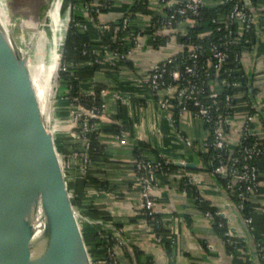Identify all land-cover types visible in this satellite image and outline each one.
<instances>
[{
  "label": "built area",
  "instance_id": "2783aa9c",
  "mask_svg": "<svg viewBox=\"0 0 264 264\" xmlns=\"http://www.w3.org/2000/svg\"><path fill=\"white\" fill-rule=\"evenodd\" d=\"M114 1L116 2V0H69L66 12L61 16L66 18L64 25L65 28L68 25V31L74 28L89 36L87 42L80 44L81 55L88 58V64H98L102 67L104 64L126 62L139 46L143 30L136 28V22L143 20L145 15L130 11L120 22H114L113 17L111 19L113 9L117 5ZM212 1L228 6L225 16L218 13L216 17L210 19L214 32L224 33L225 40L219 39V42L209 41L203 44L200 42L201 37L195 35L182 44L180 39L186 35L188 29L200 25L202 11L209 5L208 0H136V4L152 10L151 14L145 17L147 19L145 24L147 25L151 16L150 28L153 33L178 31L179 42L184 47V51L161 62L151 73L142 74L137 80L174 127L176 125L173 116L167 114L173 109H176L180 119L188 115L203 125L205 137L200 145L193 144L189 138L180 135L192 151L209 154L212 173L226 181L225 189L234 193V204L237 210L243 213L247 203L251 202L257 193L259 160L264 153L263 139L259 138L254 129L259 119V106L256 100L255 106L251 104L247 94V82L236 68L241 62V52L247 48L251 49L253 17L243 0ZM173 4L175 6L172 8ZM77 17L82 18V21L77 20ZM167 41L169 42V38L164 42ZM97 42L101 45L100 49L96 45ZM236 44L241 46L242 51L233 53L234 67L225 68L229 64L227 62L229 55L232 54L229 48ZM71 65L73 63L63 60L61 74L68 72ZM222 70L224 73H221ZM77 79L76 77V81ZM95 81V76L90 77L89 87L84 90L78 89L73 96L70 95L71 82L58 84L60 94L57 100L67 102L68 113L65 119L55 120L53 128L61 129L67 134L70 149L66 154L61 153L63 168L65 173L66 170H76L75 179L79 181L89 176L96 161L91 154L92 142L89 135L95 133L96 139L99 140L103 135L102 125L109 121L107 97L124 100L122 92L98 88ZM239 104L245 105L246 111L238 120ZM234 121L240 122V126L236 146L231 148L232 144L227 140V131ZM115 125L119 127L118 133L113 137L115 142L120 146L136 149L132 161V174L136 178L141 212L144 216L142 228L153 239L155 238L158 245H162V240H158L162 226L156 217L157 200L153 192L159 188L161 179L170 173L163 170V167L170 163L160 155L151 157L150 148L138 147L139 138L132 137L123 123L115 122ZM250 136L254 137L253 145L246 144ZM242 142L244 144L240 147L239 144ZM177 171L182 177L181 195L191 198L194 203L199 199L206 200L202 193L201 179L195 175L198 181L194 182L180 170ZM185 178L186 183L183 182ZM190 189H195L197 195L192 196ZM77 211L83 223L90 222L81 211ZM221 212L201 211V215L214 224L215 216H219ZM244 221L253 232V219L249 217ZM90 223L99 226L95 235L100 243L101 264H121L120 254L129 251V240L125 230L109 221L92 220ZM217 226L223 229L220 237L224 245L237 254L243 247V240L234 231L232 218L226 215ZM256 246L260 259L264 262L263 241L256 243Z\"/></svg>",
  "mask_w": 264,
  "mask_h": 264
},
{
  "label": "crops",
  "instance_id": "0c3cea01",
  "mask_svg": "<svg viewBox=\"0 0 264 264\" xmlns=\"http://www.w3.org/2000/svg\"><path fill=\"white\" fill-rule=\"evenodd\" d=\"M260 2L264 3V0ZM260 18L261 37L256 61L254 63L252 57L253 47L247 48L241 52L240 65L247 83L248 75L252 76L254 98L260 111L256 133L264 140V118L260 115H264V15H260ZM153 46L154 44L149 40L145 46L142 43L141 47L136 48L128 60L132 66L104 64L101 67L102 74L96 76L95 81L98 88L118 90L124 94L123 101L112 96L107 97L109 121L104 125L121 122L135 138L138 136L134 131L137 127L148 144L183 156L181 148L177 146L173 133L158 112L154 101L137 80L144 74L149 63L159 58V54L156 53L157 48ZM80 89L84 90L85 87ZM118 108H122L124 112L122 121L119 119L121 116L117 111ZM237 111L239 120L245 113L246 106L239 104ZM171 112L167 114L171 115ZM180 126L182 128L175 127L180 134L189 138L193 144H201L205 134L200 122L185 115L180 119ZM239 126L240 122L234 121L227 133V140L232 145L238 141ZM57 136L67 139V134L63 131ZM101 144L107 152L105 160L95 159L89 175L98 178L106 187L82 188L83 190L75 195L79 202L76 208L90 222L108 218L109 222L125 230L129 240V251L120 254L121 264H128L129 257L133 260L132 264H145V261H148V264H252L244 242L237 254L231 252L224 245L214 224L201 215V210L193 200L181 195L182 177L178 171H171L163 177L159 188L153 192L157 200L156 217L162 226L158 234V240H162V245H158L155 238L153 239L142 228L144 216L141 212L136 178L132 174L134 156L131 147L118 145L113 137L104 133ZM195 175L202 181V193L206 201L217 210H222L223 196L216 190L210 177L201 172H195ZM75 176L74 172H71L69 181L71 187L76 188L79 180L75 179ZM250 203L253 210V232L263 237L264 243V168L259 173L258 190ZM90 222L86 225L90 228L88 235L92 239L99 226ZM234 231L240 236L241 232L244 233L242 227L235 223Z\"/></svg>",
  "mask_w": 264,
  "mask_h": 264
},
{
  "label": "water",
  "instance_id": "95a60500",
  "mask_svg": "<svg viewBox=\"0 0 264 264\" xmlns=\"http://www.w3.org/2000/svg\"><path fill=\"white\" fill-rule=\"evenodd\" d=\"M55 1L38 0L34 13L35 20L41 23L50 20L49 13ZM120 1L121 3L127 1V5L121 11H114L111 15L113 18L118 16L119 20L130 12L136 3V0ZM66 2L68 5L69 0ZM243 2L253 17L256 38L252 57L255 63L260 46L261 18L252 0H243ZM117 6L119 7V4ZM174 6L175 4L171 7ZM58 10H60V21L62 7L59 6ZM35 14H39L38 17ZM150 25L151 16L146 25L148 31H143L138 47H141L142 43L145 46L149 40L155 46L158 37H161L162 41L168 37L169 42L158 45L156 53L159 54V58L149 63L143 75H148L161 62L184 51V47L177 38L178 31L153 33ZM67 33L68 25L63 32L60 48L56 45V38L52 40L54 48L52 61L56 62V70L51 76L48 88L49 110L48 119L45 122L28 67L26 68L22 61H18L17 56L10 55L0 32V51L3 53H0V56L4 57L6 64L9 63V67L13 65V60L16 58L21 84L17 95L22 97L21 100L17 98L7 102L0 96V264H101L92 239L85 231L78 214L69 180L63 168L61 152L57 149L53 134L58 84ZM17 64H15L16 67ZM247 89L251 104L255 106L251 75H248ZM155 105L173 133L183 156L148 144L136 127L134 131L137 137L140 142L157 152L162 159L197 182L195 172L206 174V166L199 159L197 152L192 151L185 143L165 113L156 103ZM260 115L264 118L263 114ZM209 177L216 190L223 196L222 212L219 217L228 215L233 223L242 227L244 233L241 232V237L250 262L262 264L255 238L246 222L225 190L214 177ZM38 206L42 211L44 230L38 242L39 245H36L32 242L34 235L32 218ZM33 252L36 255L35 258H32Z\"/></svg>",
  "mask_w": 264,
  "mask_h": 264
},
{
  "label": "trees",
  "instance_id": "16d2710c",
  "mask_svg": "<svg viewBox=\"0 0 264 264\" xmlns=\"http://www.w3.org/2000/svg\"><path fill=\"white\" fill-rule=\"evenodd\" d=\"M252 2L254 4V6H256L257 12L261 16L264 15V3H261L260 0H252ZM115 3L119 4V7L116 5L113 9V12L114 11H116V12L121 11V9L127 5V1L121 3V1L116 0ZM208 3H209V5L207 6V8L203 9V11H202V16L200 17V22H201L200 25L196 26L195 28L188 29L186 35L183 36V38H181V39H180V34H177V38L180 39V42L182 44L186 43L189 38L195 37V35H197V37H199V38L201 37L200 42L203 44H206L209 41L219 42V39H221V41L225 40V34L224 33H222V32L221 33H215L214 32V26L210 23V19L213 17H216V15L218 13L220 14V16H225L227 11H228V6L224 5V4H215L212 0H208ZM260 4H262V6ZM130 11H132L133 13H141L142 15H145L143 20L136 22V24H137L136 28L142 29L143 31L144 30L148 31L146 28V24H145L147 19L145 17L149 16V14H151L152 10L144 8L143 6L135 3V5L132 7V9ZM76 19L79 21L80 20L82 21V18H80V17H77ZM111 19H112V17H111ZM120 20L118 19V16L113 18L114 22H120ZM251 37H252V44L250 45V47L252 48L255 44V38H256L254 27H253V31L251 33ZM166 39H168V37L165 38L164 41ZM88 40H89L88 35H86L85 33L76 31L74 28H70L68 33H67V36H66L63 60L65 62L73 63V65H71V68H69L68 72L60 74L59 83L68 84V82H71V84H70L72 87L71 94H70L71 96L75 95L77 90L80 89L81 87L83 89H84V87H85V89L87 87H89L88 81H89L90 77H92V76L96 77V76H99L100 74H102L101 73L102 72L101 66H99L98 64H93V63L88 64V62H89L88 58L86 56L81 55V48L82 47L80 44L87 42ZM164 41H162L161 37H158L156 39V42H155V47L157 48L158 45L163 44ZM96 45L100 49V47H101L100 43L97 42ZM229 50L232 54L229 55V59L227 60V62L229 64L227 66H225V68L226 67L227 68L228 67H234L235 63L233 62V55L235 54V52L240 53L242 51V48L240 45L236 44V45H232L229 48ZM229 50H228V52H229ZM121 64L122 65L125 64L127 66H130V65L132 66V63L129 61L122 62L118 66H120ZM236 68L240 72L242 71L241 65H238ZM221 73H224V70H222ZM76 77L78 78L77 81H76ZM243 78H244V80H246V77H244V75H243ZM59 94L57 95V97L59 96ZM55 108H56L55 109V116L58 119L61 120V119H65L67 117L68 106H67L66 101L57 100ZM117 111H118L119 115L121 116V118L119 117V119L121 121L124 120V118H122V117H124V115H123L124 112H123L122 108H118ZM171 115L173 116V119L175 121V125L178 126V128L179 127L182 128L180 126V118L177 116L176 109H173V111L171 112ZM257 125H258V122H256L254 125L255 132H257L256 131ZM118 129H119V127L117 125H102L101 131L104 134L109 135L110 137H114L118 133ZM228 132H229V129H228L227 133ZM253 136H255V135H253ZM253 136L249 137V140L246 142V144L253 145L255 143ZM89 138H90V141L92 142L91 154L94 157V159H98L101 161L105 160V155L107 154V152L104 150L103 144H101V139L100 140L96 139L95 133L90 134ZM66 140H68V139H65L64 137L60 138L57 135H55V142L57 145V149L59 150V152L64 153V154L68 153L69 149H70L69 144L68 145L65 144ZM243 144L244 143L242 142L239 144V146L241 147ZM137 146L140 148H144V149L149 148L146 144H144L142 142L138 143ZM235 146L236 145H231L230 147L234 148ZM262 147L264 150V140L262 141ZM130 149H131L133 156L135 157L136 149L133 147ZM149 154L151 155V157H157L158 156L157 152H155L153 150H150ZM197 155H198L199 159L204 163V165L207 168V171H205V173L211 177H214L216 182L225 190V192L228 194V196L230 197V199L234 203L235 202L234 193L225 189V182L226 181L223 178L215 176L212 173V169L209 166V154H207L203 151H199V152H197ZM259 161H260L259 162V168L261 171V169L264 168V153H263V155ZM163 170L167 171V172L168 171L171 172V171H177L179 169H177L173 165L169 164V165L163 167ZM71 172H74V175H77L76 174L77 172L74 169L66 170V173L68 176L70 175ZM158 175L160 176V172ZM186 181L187 180L185 178L183 180V182L186 183ZM78 183H76L77 187L75 188V186L71 187V184L69 181V186H70L71 193L73 195L74 203H75V205H78V206H79V202L76 200L75 195L82 188L85 189L87 187H96V188H103V187L105 188L106 187V185H102V183L99 181L98 178L90 176V175L85 177L83 179V181H79ZM190 193L192 196L197 195L195 189H190ZM195 203L198 206V209L203 211V212L209 211V212L215 213L217 211V208L212 207L210 205V203L206 200H200L199 199ZM86 210H87V208H85V211ZM240 214H241L243 219H246L249 217H251L253 219V210L251 208L250 202L247 203L244 212L240 213ZM102 220L110 221L108 218H102ZM221 221H222L221 217L215 216L214 227L218 230L219 235H221L223 229L218 228L217 224ZM87 226L88 225H85L84 229L88 233V231H90V228ZM252 234L255 238L256 243L263 241L262 240L263 237H261L259 234H256L255 232H252ZM92 242H93V245H94V247L98 253V256H99L101 249H100V243H99L96 235L92 238ZM227 249H229V248H227ZM229 250L231 251V249H229ZM136 255L138 256V254H136ZM132 262H133L132 258L129 257L128 258V264H132ZM145 264H148V261H145ZM262 264H264V262H262Z\"/></svg>",
  "mask_w": 264,
  "mask_h": 264
},
{
  "label": "rangeland",
  "instance_id": "374dc122",
  "mask_svg": "<svg viewBox=\"0 0 264 264\" xmlns=\"http://www.w3.org/2000/svg\"><path fill=\"white\" fill-rule=\"evenodd\" d=\"M24 1L25 0H6L7 3L4 8V1L0 0V32L2 34L3 42L11 43L13 46L18 48V50H20L21 54L26 53V50H28L27 67L30 71L31 78L33 80L34 88L36 90L37 98L41 107V112H43L45 117L48 118V85L50 80V70L54 65V63L52 62V59L54 57L52 55V51L54 49L52 45V40L54 41L56 38V45L58 46V48H60L61 39L65 30L66 18L65 16H63L59 21L60 10H58V8L59 6L62 7V16L64 12H66L67 2L66 0H56L50 13V17L53 16L57 18L56 23H52L51 19L45 21L44 23V28L46 30L49 28L51 35L48 33L49 31L47 32L43 30L39 32L38 30H35L36 26L29 24V30L27 28L26 35H22L17 30L10 28L9 23H12V20L20 13L22 15L28 16L34 15L35 10L31 9V7L29 8L28 13L20 12L21 10L25 11L27 9V7L23 5ZM38 15L39 14H35L36 17H38ZM21 20H24V18H21ZM31 26L33 29L30 28ZM2 58L4 59V57ZM55 120L57 121L59 119L55 116L54 122ZM53 130H55L53 133L54 137L62 131L61 129L55 127L53 128ZM65 142V144L67 145L70 143L69 140H66ZM65 174L67 176V180H69V176L67 175V173ZM35 214L44 224L42 211L39 206ZM83 224L84 226L86 225V223Z\"/></svg>",
  "mask_w": 264,
  "mask_h": 264
},
{
  "label": "bare ground",
  "instance_id": "6f19581e",
  "mask_svg": "<svg viewBox=\"0 0 264 264\" xmlns=\"http://www.w3.org/2000/svg\"><path fill=\"white\" fill-rule=\"evenodd\" d=\"M3 1H4V8H5V5L7 2H6V0H3ZM37 1L38 0H25L23 5L26 6L27 9L25 11L21 10L20 12L28 13L30 7H31V9H34L36 12ZM50 13H51V11H50ZM21 18H24V20H21ZM49 19L52 20V23H54V22L56 23V21H57V18H55L53 16L49 17ZM12 21H13L12 23H9V27L17 30L22 35H26L28 24L36 26L35 30H38L39 32L43 31V30L50 32L49 28L47 30L44 28L45 22L41 23V22L35 20L34 15L28 16V15H22L20 13ZM30 28H32V26ZM28 30H29V28H28ZM49 34L51 35V33H49ZM3 43L8 48L10 55L12 54L14 56H17V60L22 61V63H24L26 65V68H27L28 50H26V53L21 54L20 50H18V48L13 46L11 43H8V42L7 43L3 42ZM15 59L13 60V65L11 67H9V63L6 64L7 61L5 59L3 60L2 56H0V96H2L1 99L3 101L6 100L7 102L13 101L14 99H17V98H19L20 100L22 99V97L19 96V94L17 95V90L21 87V84L19 82L20 71H19L18 64L15 62ZM52 62L54 63V65H53L52 69L50 70V79H51L52 74L56 70V62L55 61H52ZM14 63L17 64V67ZM49 86H50V80H49L48 88H49ZM41 114L43 115L44 121L46 122L48 118L45 117L43 112H41ZM32 224H33V229H34V235L32 237V242L37 245L39 240H40L41 235L43 234L44 224L40 221V219L36 216V214H34V216L32 218ZM35 257H36V255L33 252L32 258H35Z\"/></svg>",
  "mask_w": 264,
  "mask_h": 264
}]
</instances>
